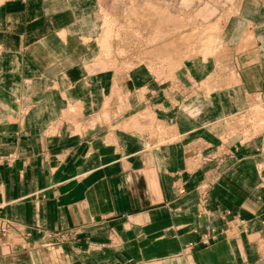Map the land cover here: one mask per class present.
Returning <instances> with one entry per match:
<instances>
[{
	"label": "rangeland",
	"instance_id": "374dc122",
	"mask_svg": "<svg viewBox=\"0 0 264 264\" xmlns=\"http://www.w3.org/2000/svg\"><path fill=\"white\" fill-rule=\"evenodd\" d=\"M249 1L83 0V8L85 4L91 6L92 18L86 21L79 38L82 69L86 75L109 74L113 87L100 98L97 113H84L81 102L66 98L59 115L36 116L33 122L46 118L44 130L23 128L26 114H0V264H106V251H115L120 240L130 241L153 230H160L164 238L170 234L182 237L180 251L173 258L184 264H190L194 251L218 242L250 243L255 247L257 264H264V179L258 184L252 209H200L196 224L171 227L162 218L187 223L193 221V213L106 209L105 194L94 195L95 208L90 209L84 200L85 180L79 184L88 170L100 169L113 155L120 161L103 171L119 175L123 168L128 170L121 160L128 145L121 143L120 129L140 136L143 150L180 141V135L173 133L172 127L168 129L169 122L144 109L150 105L137 101L131 105L125 87L131 88L132 97L145 92L149 95L156 88L161 89L158 93L166 102L178 95L183 101H173L177 109L196 117V107L187 110L184 103L187 97L201 95V81L189 87L178 75L192 66L193 78L201 79L207 72L201 69L202 64L217 76L233 68L224 65L239 58V50L227 39L229 27L241 18ZM253 1L264 7V0ZM256 9L252 5L253 15ZM233 78L230 75L231 84ZM256 97L253 100H258V105L251 103L242 113L225 119L228 130L212 155L196 151L188 156V171L205 169L220 174L232 169L237 162L232 158L234 147L229 146L233 140L242 143L237 147L242 159L249 157L250 141H257V170L264 171V100L261 104ZM97 126L103 127L97 130ZM99 173L92 178L98 185L105 179L102 171ZM217 173L198 187L203 195L216 182ZM177 193L182 195L184 189L178 187ZM118 201L115 199L113 205ZM129 217L147 224L143 229L130 228ZM154 220L162 222L161 226L152 225Z\"/></svg>",
	"mask_w": 264,
	"mask_h": 264
},
{
	"label": "crops",
	"instance_id": "0c3cea01",
	"mask_svg": "<svg viewBox=\"0 0 264 264\" xmlns=\"http://www.w3.org/2000/svg\"><path fill=\"white\" fill-rule=\"evenodd\" d=\"M252 5L254 10L257 6L256 11L253 10L254 15ZM91 11L90 5L85 4L83 8V0H0V114H26L27 123L23 128L44 130L48 124L46 118H41V122L32 120L40 114L49 115L47 117L59 115L65 108L66 98L81 102L85 107L84 113L101 110L100 98L111 93L113 79L107 73L86 75L82 69L83 48L79 38L86 21L92 18ZM242 12L241 18L233 21L228 32L229 45L239 50V58H235L233 63H224L232 69L217 76L202 64L201 69L207 72L201 79L193 78L195 68L192 66L178 73L180 82L189 87L201 81V95L187 97L184 103L187 110L193 111L196 107L199 112L196 117L177 109L174 103L183 101L178 95L166 102L158 93L161 89L156 88L149 95L145 92L132 97L131 88L125 87L129 91L131 105L136 101L150 105L144 109L153 110L157 117L169 122L168 129L172 127V132L180 135V141L148 151L142 149L140 136L120 129L118 136L122 138L121 143L128 145L121 160L127 163L128 170L123 168L119 175L103 171L120 161L118 155L106 158L100 169L88 170L86 177L79 181L80 184L85 180L87 185L83 194L88 208H95L94 195L105 194L106 209L184 210L193 213V221L188 224L173 223L172 217L162 218L168 221L170 227L196 224V211L200 209L224 211L253 208L258 184L264 179V171L257 170L260 161L256 152L257 141H250L249 157L242 159L237 148L242 143L230 140L229 146L234 147L232 158H236L237 162L232 169L222 170L220 174L205 169H186L191 153L198 151L203 156L214 153L220 145L221 135L228 130L225 119L242 113L251 103L258 105V100H253L256 96L263 104L264 7L250 0ZM232 74L233 84L230 83ZM127 77L130 78V75ZM109 78L111 84H108ZM206 88L209 90L207 93ZM163 113L170 115L163 117ZM94 136L91 135V138ZM101 171L105 179L98 185L92 178L95 179ZM215 173L216 182L203 195L198 187L206 179L214 177ZM178 187L184 189L182 195L177 193ZM77 190L78 185L73 192ZM115 199L120 201L113 205ZM145 202L148 205H144ZM128 220L130 228L143 229L147 224L139 222L137 217H129ZM156 224L161 226L162 222L154 220L152 225ZM161 236L160 230H153L130 241L120 240V246L115 251H106V264H184L183 260L173 258L180 251L182 237L179 234ZM190 264H257L255 247L250 243L245 246L240 242H218L194 251Z\"/></svg>",
	"mask_w": 264,
	"mask_h": 264
}]
</instances>
